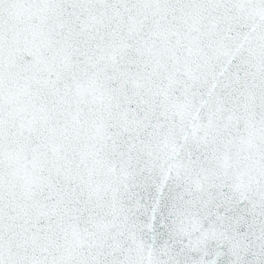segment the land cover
<instances>
[{"label":"snow or ice","instance_id":"1","mask_svg":"<svg viewBox=\"0 0 264 264\" xmlns=\"http://www.w3.org/2000/svg\"><path fill=\"white\" fill-rule=\"evenodd\" d=\"M0 264H264V0H0Z\"/></svg>","mask_w":264,"mask_h":264}]
</instances>
